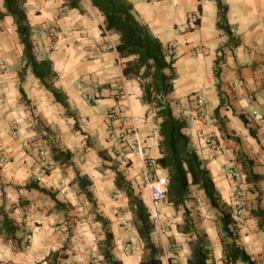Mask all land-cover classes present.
Wrapping results in <instances>:
<instances>
[{
    "label": "crops",
    "instance_id": "1",
    "mask_svg": "<svg viewBox=\"0 0 264 264\" xmlns=\"http://www.w3.org/2000/svg\"><path fill=\"white\" fill-rule=\"evenodd\" d=\"M127 1L137 21L160 41L164 52L169 56L172 51L175 79L166 100L173 116L186 122L190 148L210 171L224 206L234 209L235 181L225 174L228 167L245 175L239 160L244 157L251 161V172L259 176L254 183L245 180L244 211L232 218L238 246L256 264H264V229L250 214L257 207L264 210V121L250 115L252 111L264 113V0H219L227 7L226 23L236 46L216 27V0ZM79 5L80 10L67 8L63 0H27L25 4L34 29V53L38 59L51 61L54 86L66 96L67 111L29 68L24 69L13 20L0 17V62L5 67L0 75V159L6 160L0 163V208L17 227L15 239L0 235V264H48V255L62 248L68 254L66 264H104L98 262L104 229L96 217L108 222L114 258L121 264H140L147 252L134 227L128 199L115 187L111 166L115 160L122 165L114 169L122 173L150 213L154 225L150 236L159 249L160 264H188L191 239L184 233L186 228L205 234L210 262L224 264L219 213L210 207L202 190L191 186L188 201L177 210L163 200L156 206L159 220L155 222L142 178V157L131 149L132 138L128 137L127 145H117L120 154L113 155L110 135L119 134L122 127L107 117L111 110L133 117L145 156L153 163L150 175L167 178V171L156 164L161 157V120L143 103L140 81L122 74L121 63L133 57L119 58V35L104 30V19L90 0H80ZM0 14H5L3 0ZM194 14L196 22L191 19ZM123 91L125 96L120 95ZM197 95L207 105L205 122L192 121ZM220 101L216 118L214 110ZM202 134L222 146L219 155L203 143ZM51 144L72 153L70 165L53 162ZM39 150L45 152L43 159ZM122 159L127 160V167ZM44 165L51 169L46 174L41 170ZM76 173L89 181V198L80 190ZM180 208L188 212L187 224ZM126 243L131 244L129 252L124 250Z\"/></svg>",
    "mask_w": 264,
    "mask_h": 264
},
{
    "label": "trees",
    "instance_id": "2",
    "mask_svg": "<svg viewBox=\"0 0 264 264\" xmlns=\"http://www.w3.org/2000/svg\"><path fill=\"white\" fill-rule=\"evenodd\" d=\"M63 1L67 8L80 10V0ZM26 2L27 0H3L5 14H0V17L7 15L13 20L19 44L22 46L24 69L29 68L39 83L53 95L54 100L67 111L66 96L54 86L56 74L52 69L51 61L49 59H38L34 53L32 38L34 29L27 17ZM90 3L103 17L104 30L119 35V43L116 46L119 58L133 57L131 61L121 63L123 76L140 81L143 103L151 107L155 111L156 117L161 120L158 130L161 138L159 143L161 157L156 161V164L167 171L168 183L165 195L167 203L174 210L184 207L190 187H198L203 191L210 207L219 213L223 263L256 264V261L238 246L236 223L232 218V209L224 206L215 188L210 171L190 148V141L185 133L186 122L173 116L166 100V96L173 91V81L175 79L172 57L164 52L162 44L149 32L148 28L137 21L129 1L90 0ZM216 6L218 11L216 27L228 36L232 46H236L237 41L233 39L226 23L227 7L219 0H216ZM217 64L216 61L214 70L216 77L219 75ZM220 107L221 101L214 110L216 118ZM239 118L244 124L247 123L243 115H239ZM219 130L224 133L221 125ZM249 133L254 136L251 129H249ZM50 154L53 162L58 165L71 164L72 153L68 150L51 144ZM239 160L245 169L246 182L254 183L258 181L259 176L253 174L249 168L251 161L244 157H240ZM113 171L115 173V187L118 191L124 193L128 199V206L134 218V227L147 252L140 264H160L158 259L159 249L155 247L150 236L154 225L150 219L148 209L139 194H135L122 173L114 168ZM76 180L80 190L89 198L91 196L87 191V187L90 186L89 181L80 178L77 173ZM28 188H34L44 194L47 193L46 190L39 188L37 185H29ZM250 214L257 219L258 227L264 229V210L257 207ZM96 220L101 223L104 229V240L99 248V254L104 264H121L112 254L114 244L112 233L107 229L108 222L101 217H96ZM185 222L188 223L187 217H185ZM16 228L12 220L0 208V235L7 239H15ZM184 231L191 239L189 243L191 253L188 264H213L210 262L207 236L194 228L191 230L186 228ZM63 250L64 248L50 253L46 258L48 264H63L62 261L67 259L66 255L61 254Z\"/></svg>",
    "mask_w": 264,
    "mask_h": 264
},
{
    "label": "built area",
    "instance_id": "3",
    "mask_svg": "<svg viewBox=\"0 0 264 264\" xmlns=\"http://www.w3.org/2000/svg\"><path fill=\"white\" fill-rule=\"evenodd\" d=\"M60 15H63V13H60ZM191 19L196 22L197 15H192ZM53 36V35H52ZM169 56H172V51L169 54ZM5 67L3 63L0 62V75L4 73ZM120 95L125 96V92H121ZM250 115L258 122L264 121V113H256L255 111H252ZM107 117H109V120L111 121H119L121 123L122 131L119 134H111L110 139L112 141V152L113 155H119L120 151L117 148V145H127L128 137L130 136L132 138L131 143V149H135L137 153H139L142 157L143 161V169H142V178L144 181L145 188L147 189V192L149 194L150 201L153 205L154 214H155V222L159 220L158 212L156 210V206L161 203L165 199V195L167 192V178L165 177H156L150 175V167L153 166L152 161L148 160L145 156V153L143 151L141 141L139 140L137 136V127L135 120L131 116H120L116 111L111 110L107 113ZM208 120V113H207V105L203 99L202 96L197 95L195 97V115L194 118H192V121H199V122H205ZM200 139L203 141V143L211 148V151L214 155H219L222 152V146L218 143H216L212 136H209L207 134H202L200 136ZM39 156L41 159L45 157V152L43 150H39ZM5 158L3 157L0 159V163L5 162ZM225 174L234 179L235 184L233 186V202H234V209L232 210V217L237 219L240 217V215L244 211V207L246 205V182H245V175L244 173L234 167L230 166L225 171ZM159 225V224H158ZM164 228L160 226V231L163 232ZM31 239V236L28 235L26 237V242H29ZM125 251H131L132 247L130 243H126L124 245ZM9 264V263H6Z\"/></svg>",
    "mask_w": 264,
    "mask_h": 264
},
{
    "label": "rangeland",
    "instance_id": "4",
    "mask_svg": "<svg viewBox=\"0 0 264 264\" xmlns=\"http://www.w3.org/2000/svg\"><path fill=\"white\" fill-rule=\"evenodd\" d=\"M218 121V120H217ZM220 123V122H219ZM227 139H230V136H227ZM104 158V157H103ZM123 160V166H125V167H127L128 166V163H127V160L126 159H122ZM119 165H122L121 164V162H117V160H115V162H112L111 163V166H112V168H116V167H118ZM41 170L43 171V173L44 174H46L49 170H51L50 169V166H46V165H44V166H42L41 167ZM196 197V196H195ZM87 201L89 202V204H88V206H86V208H89L90 207V204H91V201L90 200H88V198H87ZM164 201H166V199L164 200ZM163 201V202H164ZM187 201H188V199H187ZM93 207H94V205H93ZM186 211V212H185ZM90 211H88L87 212V215H89L90 213H89ZM180 214H181V216L182 217H187V219H188V212H187V210L185 209H183V208H180ZM151 219V218H150ZM154 220V219H153ZM152 221V220H151ZM134 224V223H133ZM200 232V231H199ZM28 235H30V234H27L25 237H27ZM100 248V247H99ZM61 250V249H60ZM62 255H66L67 256V258H68V254L66 253V248H64V250L62 251V253H61ZM66 259L65 260H63L62 261V263L63 264H66ZM261 261H264V256L262 257V259H261ZM99 263H103V259L101 260V261H98ZM262 264V263H261Z\"/></svg>",
    "mask_w": 264,
    "mask_h": 264
}]
</instances>
